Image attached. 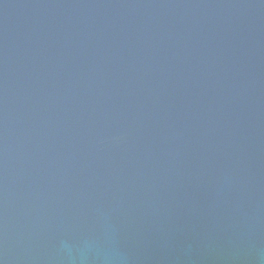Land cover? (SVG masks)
I'll use <instances>...</instances> for the list:
<instances>
[{"label": "water", "instance_id": "obj_1", "mask_svg": "<svg viewBox=\"0 0 264 264\" xmlns=\"http://www.w3.org/2000/svg\"><path fill=\"white\" fill-rule=\"evenodd\" d=\"M0 264H264V0H0Z\"/></svg>", "mask_w": 264, "mask_h": 264}]
</instances>
